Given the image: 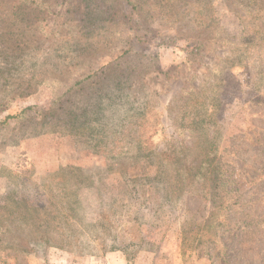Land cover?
<instances>
[{
	"label": "rangeland",
	"instance_id": "1",
	"mask_svg": "<svg viewBox=\"0 0 264 264\" xmlns=\"http://www.w3.org/2000/svg\"><path fill=\"white\" fill-rule=\"evenodd\" d=\"M249 1L0 0V264H264Z\"/></svg>",
	"mask_w": 264,
	"mask_h": 264
},
{
	"label": "trees",
	"instance_id": "2",
	"mask_svg": "<svg viewBox=\"0 0 264 264\" xmlns=\"http://www.w3.org/2000/svg\"><path fill=\"white\" fill-rule=\"evenodd\" d=\"M250 4H255L253 6V11L254 12H260V9H257L258 6H261L262 9L264 10V3L262 4L261 3V0H251L249 1ZM12 116H15V115H8L6 118H10ZM70 168V171L68 174H70L69 176H72L74 175L75 172H77V168H75L74 166L72 167H69ZM65 169H62L61 170V173L59 172L58 175H65L63 178L64 180H66V174H65ZM57 175V174H56ZM80 182V181H78ZM15 208L13 210V212L11 211L10 212V215H15L16 217L24 220V221H30L32 220L33 224L30 223L31 225L35 226L37 228H41L44 223H49L50 222V215H49V211L48 210H45L43 211V209L45 208L44 206H41L39 207L38 205H29V204H26L25 202H22L21 199H19L18 201H15ZM19 204H22L23 207L20 208ZM48 209V208H47ZM14 211H17L18 212V216L16 215V213ZM42 217H45V219L43 220ZM3 218H0V227L2 226H5L4 223H3ZM51 224L48 225V228H50ZM46 242H51L49 238L46 239Z\"/></svg>",
	"mask_w": 264,
	"mask_h": 264
}]
</instances>
